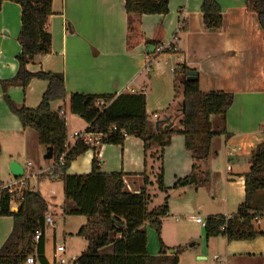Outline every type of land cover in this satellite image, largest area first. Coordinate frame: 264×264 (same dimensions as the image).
<instances>
[{
  "label": "crops",
  "instance_id": "crops-1",
  "mask_svg": "<svg viewBox=\"0 0 264 264\" xmlns=\"http://www.w3.org/2000/svg\"><path fill=\"white\" fill-rule=\"evenodd\" d=\"M215 1L222 14L219 32L211 33L204 29L203 0H169L167 15H142L135 31L129 34L123 0H52V15L46 23L51 35L50 51L27 65L31 73L62 75L66 96L62 100H53L50 109L62 112L65 117L70 145L75 142L71 135L87 127L84 123L82 128L72 126L71 129L70 124L74 123L68 117V97L73 93L118 95L144 92L146 111L151 119L156 122L171 117L172 128H178L180 119L173 118L177 112L172 74L176 64L184 63L197 73L200 91H222L233 95V104L224 123L219 119L212 121L213 130L224 128L225 133L213 138V155L202 167L211 172L208 186H182L166 193L169 212L162 221L159 238L167 248L181 246L187 252H194L197 260H206L218 237L207 239L204 226L195 219L199 217L204 222L208 215L229 216L236 212L245 196L244 176L249 170V155L256 145L264 141V31L252 11L251 0ZM180 19L184 20L183 31L179 30ZM20 26V6L4 1L0 8V81L13 78L17 72L16 56L21 51L18 41ZM149 42L158 46L170 42L173 50L164 54L153 52L155 59L149 60L146 48L154 46ZM47 87V82L33 79L24 90L10 86L7 95L16 107L35 109ZM0 134H8L6 140L11 146L0 150V168L2 165L8 168L13 161L19 164L28 187L37 190L48 205L47 218L53 224L45 227H52L53 243H50L49 229L46 232L45 228L43 252L44 257L50 259L57 243L56 224L62 222L63 227H75V235L85 220L80 216L62 214L63 185L53 176L52 159L43 160L46 149L39 146L35 132L24 130L17 117L9 111L1 86ZM93 157L92 150L77 157L67 173L88 174ZM97 158L101 172L131 175L125 178V191L138 192L143 185L141 174L145 167L143 144L139 139L127 137L122 147L103 145L97 151ZM191 166L184 138L173 136L163 157L165 186L171 187L175 181L187 176ZM147 173L154 181L153 174L149 170ZM10 176H2L4 181H0L9 184L16 180ZM233 176L236 180L232 179ZM155 191L159 193L155 186L149 187V193L154 194L161 204L166 194L161 192L159 196ZM11 211L16 209L11 207ZM0 223L3 227H11L0 242L1 248L12 231L13 222L10 217H0ZM193 225L198 226L196 231L192 229ZM65 235L63 233V241ZM149 239L151 241L154 236L147 233V247ZM202 242L205 249L201 247ZM67 244L70 253L74 249L81 254L85 248L81 241L74 244L68 240ZM251 244L224 243L225 260L231 261L236 256L246 264L249 260H260L253 254ZM183 255L179 257L178 264H182ZM261 260L264 263V259Z\"/></svg>",
  "mask_w": 264,
  "mask_h": 264
},
{
  "label": "trees",
  "instance_id": "trees-1",
  "mask_svg": "<svg viewBox=\"0 0 264 264\" xmlns=\"http://www.w3.org/2000/svg\"><path fill=\"white\" fill-rule=\"evenodd\" d=\"M18 4L21 8V26L18 41L21 46L16 56L17 72L8 80H1L3 100L9 111L17 117L21 127L35 132L40 147L52 149L53 176L62 182L64 216L83 217L85 223L75 236L83 241L84 251L77 257L78 264H178L185 247H165L160 240L162 221L168 216L169 190L182 186L207 187L211 172L206 166L213 155V138L224 134V128L213 130L212 121L224 123L233 104V95L222 91L202 92L198 82H187L190 69L176 64L173 74L174 101L181 114L178 128L166 129L165 125L155 129V122L146 111V94H70L69 112L82 120L86 131L101 135L100 146L122 147L127 137L139 139L143 144L145 172L141 174L143 185L138 192L125 191L123 172L103 173L97 151L100 147L75 141L68 142L65 117L51 111L50 103L65 98L63 77L60 74L27 70L50 51L51 35L46 29L52 15V0H0ZM127 14L128 32L131 34L142 15H167L169 0H123ZM259 25L264 31V0H251ZM201 13L204 29L219 32L222 27L221 9L215 0H203ZM183 22L180 25L184 30ZM155 47L158 45L149 42ZM170 51H163L168 53ZM155 55V54H154ZM148 54L149 60L155 56ZM154 56V57H153ZM152 63V62H151ZM149 63V64H151ZM150 66V65H149ZM33 79L48 84L41 102L35 109L16 107L7 95L10 86L26 89ZM184 105V112L181 107ZM264 136V130L262 131ZM175 135L184 138V147L190 153L191 171L178 179L171 187L164 183L163 157L165 149ZM92 150L91 171L88 174H68L73 160ZM62 157L63 164L60 165ZM249 170L244 176V200L229 216L208 215L204 219L206 238L223 237L227 243L252 242L264 237V231L255 224L264 216V141L256 145L249 155ZM149 164L151 165L149 167ZM153 174L154 181L147 175ZM155 186L166 194L163 202L151 210L149 187ZM11 195L0 191V217H10L12 231L0 248V264H21L27 256H34L37 264H48L43 252V235L35 245L31 238L36 230L44 233L48 205L37 190L27 187L17 200L16 211L10 208ZM147 227L153 229L160 243L157 256L147 253ZM110 246V254L102 250ZM172 251V252H170Z\"/></svg>",
  "mask_w": 264,
  "mask_h": 264
},
{
  "label": "rangeland",
  "instance_id": "rangeland-1",
  "mask_svg": "<svg viewBox=\"0 0 264 264\" xmlns=\"http://www.w3.org/2000/svg\"><path fill=\"white\" fill-rule=\"evenodd\" d=\"M177 108V106H175ZM181 114L179 113L178 109H177V112H175V114L173 115V118H176L177 120L180 118ZM69 117V121H72L74 124H70L71 126V129H72V126H75V127H78V128H82L83 125H84V122L82 120H78L76 116H72V115H68ZM0 150L4 149V148H11V146H8L9 145V142L8 140H6V138H8V134H4L1 136L0 134ZM9 168H7L6 166L2 165V168H0V173L2 175H0V180L4 181L3 177L2 176H7L9 175L10 176V172L9 170H7ZM3 171H6V173H4ZM11 177V176H10ZM12 179V177H11ZM154 193V191H151ZM156 192V191H155ZM158 193V192H156ZM161 192L159 191L158 195L160 196ZM166 195H164L165 197ZM151 204L149 205V210H151L153 207L157 206V204H160L159 202H157V198L154 196V194H151ZM12 207V205H10ZM198 227V226H197ZM195 225L192 226V229L194 231H196V228H197ZM255 227L256 229L258 230H261V231H264V216L262 217L261 220H259L256 224H255ZM11 227H3L2 224L0 223V242L3 240L6 232L8 233L9 230H10ZM46 228V232H49V238H50V243L52 244L53 243V229L52 227L48 228V227H45ZM74 228L75 227H63L62 225V222H58L56 224V227H55V236H56V241L57 243H63L65 244L66 246V249H67V254L70 255V256H73V257H78L80 256V253L79 251H74V249H70L72 250V253L69 252V249H68V240H71L74 244H77L78 241H81L83 242L82 240H80L79 238H77L73 232H74ZM148 229H146V232L149 233V234H152L154 236V239H152L147 247V251H148V255L150 256H156V254L158 253L159 251V243H158V236L156 234V232L151 229L150 227H147ZM49 229V231H47ZM70 232V233H69ZM63 233H65V237L66 239L63 241L62 240V236H63ZM193 243V242H192ZM191 243V244H192ZM224 243H226L225 239L223 237H218V239L214 242V246H213V249H212V253L209 255H207L208 257L206 258V260H197L196 258L194 259V252H187V250H185V252L182 254L183 255V259H182V264H228L230 262V264H246L245 262L241 261L238 259V257H234L231 261H226V250H224ZM252 244V251H253V254H255L260 260H249V262L247 264H264L262 262L261 259H264V237L262 236H259L257 237L254 241L251 242ZM2 246V245H1ZM201 247L202 249H205V244L202 242L201 243ZM73 248V246H72ZM199 249V247H198ZM102 252L104 254H110V246H107L105 247ZM47 254H49V252H47ZM199 254V252H198ZM213 256H218L220 257V261H214V257ZM193 258V260H192Z\"/></svg>",
  "mask_w": 264,
  "mask_h": 264
},
{
  "label": "built area",
  "instance_id": "built-area-1",
  "mask_svg": "<svg viewBox=\"0 0 264 264\" xmlns=\"http://www.w3.org/2000/svg\"><path fill=\"white\" fill-rule=\"evenodd\" d=\"M182 19L179 21V29L180 25L182 23ZM172 46L171 43H166V44H161L157 47H154V52L158 54H162L163 51H171ZM173 71V70H172ZM60 115L63 116L62 112H60ZM156 117V116H155ZM73 140H79L82 143L89 144L95 148L101 147L100 146V140H101V135L95 134L88 132L86 130L80 131V132H74L71 137ZM60 160V165L63 164L62 157L59 159ZM31 164L28 163V166ZM229 169V167H227ZM233 180H236V177H232ZM28 187V183L25 178H19L13 181L12 183H7L4 184L0 181V191L6 190L10 195H11V200H10V205L17 209V200L20 199L21 193L23 190H25ZM11 208V206H10ZM195 221L201 225L204 226V222L201 220V218L197 217ZM52 221L49 218L45 219V225H52ZM43 235V232L41 230H36L33 235H32V242L36 245L41 236ZM215 261H219V257L215 256L214 257ZM48 264H78L77 263V257H73L67 254V249L63 243H56L52 249L51 257L50 259H47ZM21 264H37L35 257L30 255L25 258V260Z\"/></svg>",
  "mask_w": 264,
  "mask_h": 264
},
{
  "label": "water",
  "instance_id": "water-1",
  "mask_svg": "<svg viewBox=\"0 0 264 264\" xmlns=\"http://www.w3.org/2000/svg\"><path fill=\"white\" fill-rule=\"evenodd\" d=\"M154 52V46L149 45L146 48L147 54H152ZM185 80L187 82H196L197 81V73L195 71H188L185 76ZM184 112V105L181 107V113ZM171 117H167L163 120H157L155 122V129L158 130L161 124H166L165 128L169 129L172 127V123L169 122ZM52 159V149L50 147L46 148L45 154L43 155V160H51ZM9 172L12 175L13 178L19 179L23 177V169L22 167L17 164L16 162H11L8 166ZM172 252V251H171Z\"/></svg>",
  "mask_w": 264,
  "mask_h": 264
}]
</instances>
